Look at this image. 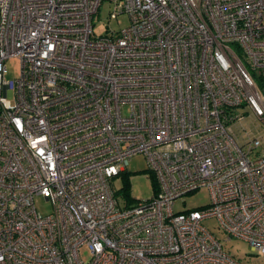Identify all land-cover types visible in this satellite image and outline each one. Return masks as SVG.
<instances>
[{
  "label": "built area",
  "instance_id": "2783aa9c",
  "mask_svg": "<svg viewBox=\"0 0 264 264\" xmlns=\"http://www.w3.org/2000/svg\"><path fill=\"white\" fill-rule=\"evenodd\" d=\"M102 1L0 0V264H253L202 222L264 253L262 139L235 126L264 125V0H108L129 23L93 36ZM139 153L156 188L130 204Z\"/></svg>",
  "mask_w": 264,
  "mask_h": 264
},
{
  "label": "rangeland",
  "instance_id": "374dc122",
  "mask_svg": "<svg viewBox=\"0 0 264 264\" xmlns=\"http://www.w3.org/2000/svg\"><path fill=\"white\" fill-rule=\"evenodd\" d=\"M114 3L108 0L101 2L99 9L92 17L93 36H102L109 34L111 31H119L126 27L129 23L125 13L117 15L116 18L110 17V12ZM7 73L6 78L16 77L19 70V59L12 57L6 61ZM255 73V71H253ZM246 114L244 120L235 124L237 129H245L250 131V135H259L262 139V144L256 148L257 152L264 153V125L260 124L256 116L250 113ZM129 183L128 199L130 204L151 198L155 193L156 185L153 184V175L148 168V162L145 155L139 153L133 155L125 167ZM124 185L123 175L117 176L113 180V186L120 190ZM211 196L207 188L201 187L192 193H187L175 201V210H188L198 208L210 203ZM122 201V200H121ZM37 209L42 213H47L50 210L49 204L41 197L35 198ZM215 218H206L202 224L205 225L214 236L220 241L222 249L229 254L238 258V260L246 263L264 264V253L253 251L249 243L240 238L227 239L223 232L217 227ZM82 254L86 255L87 251L82 250Z\"/></svg>",
  "mask_w": 264,
  "mask_h": 264
},
{
  "label": "trees",
  "instance_id": "16d2710c",
  "mask_svg": "<svg viewBox=\"0 0 264 264\" xmlns=\"http://www.w3.org/2000/svg\"><path fill=\"white\" fill-rule=\"evenodd\" d=\"M122 175H123L124 185L119 190V192L123 193V195H125V197H128V193H129V183H128L127 174L125 172H123ZM153 184L155 185L154 177H153Z\"/></svg>",
  "mask_w": 264,
  "mask_h": 264
}]
</instances>
